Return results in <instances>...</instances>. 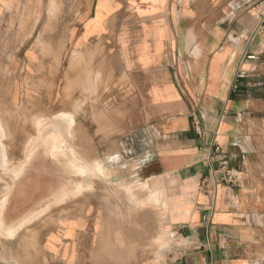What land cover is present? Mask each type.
I'll use <instances>...</instances> for the list:
<instances>
[{"label":"crops","instance_id":"1","mask_svg":"<svg viewBox=\"0 0 264 264\" xmlns=\"http://www.w3.org/2000/svg\"><path fill=\"white\" fill-rule=\"evenodd\" d=\"M261 1L0 0V104L9 92L13 106L20 104L22 71L60 70L62 87L83 78L92 97L71 100L75 110L67 113L104 159L128 165V175L100 181L127 182L128 198L142 203L156 195V207L141 211L139 244L128 207L121 262L264 264V29L257 30L254 8ZM81 102L92 105L79 110ZM2 121L8 156L19 145L4 136L20 140L21 132ZM221 168L231 181H219ZM23 178L0 223V264L112 261V233L102 236L105 225L78 207L47 220L39 241L31 232L22 238V228L8 235L32 207L35 183L43 184L42 196L69 181ZM155 238L157 247L167 239V249L133 253Z\"/></svg>","mask_w":264,"mask_h":264},{"label":"rangeland","instance_id":"2","mask_svg":"<svg viewBox=\"0 0 264 264\" xmlns=\"http://www.w3.org/2000/svg\"><path fill=\"white\" fill-rule=\"evenodd\" d=\"M61 73L60 70L52 72L22 71L19 88L20 104L13 106L10 99L11 92L7 94L8 100L4 104H0V117L2 116L3 118L2 124L5 130L8 128L10 132V128L15 126L19 127L21 132L20 140L17 139L16 135L14 136L10 133L4 136L3 142L5 144L19 145L18 151H8L10 159H8L4 145L1 142L3 135L0 134V146L4 149L2 152L0 148V168L3 169V172L0 170V195L3 194L0 197V223L2 224V221L5 220L4 218L7 217L6 209L9 205L10 195L20 178L37 175L38 180L46 175L53 180H59L61 175H65L69 180L67 185L55 182L53 183L54 187L52 186L50 191L42 196L38 195V192L43 190V184L35 183L34 190H37V197L34 198L32 207L27 209L23 217L16 221L14 228L8 227L6 233L12 235L13 230L15 233L16 230L22 228V238L23 235L27 237L31 232V234H36L37 241H39L42 231H45L47 220L59 219L62 215L71 216L76 213V208L78 207L80 210L84 209L85 214L88 213L91 219L96 217L100 224L105 225L103 226L102 236L104 235L107 238L106 233H112L113 242L117 243V245L109 248L108 254L112 261L108 264H128L121 262L125 258L124 252L128 251V247H125V243L128 242V207L132 210L133 237L136 240V244H139L144 232L140 230L141 227L138 225L146 221V216L141 214V211L148 206L149 208L156 207L155 202L152 201L157 200L156 195H151L153 199L144 200V203H142L138 196L136 199L128 198L127 182L100 181L109 179L114 175L121 178L128 175V165L124 161L112 165L108 156H105L104 159L100 152L84 141V130L76 121L74 122L73 113L67 112L75 110V108L73 109L75 103L71 100L75 101L77 98L84 97L88 99V97H92V94L87 92L89 87H84L85 81L83 78L80 82L76 79L66 80L64 87H62L60 81ZM65 75L67 77L66 71ZM91 81V79L88 80L90 84H92ZM79 105V110H82L83 105L91 106L92 104L91 102H81ZM85 122L87 126L91 124L90 119H85ZM55 152L56 155L53 154ZM59 152L62 155L59 156ZM25 155H28V158ZM19 164L23 165L19 166ZM8 178L10 183L5 184L4 181ZM73 179H75L74 182L72 181ZM89 179L91 180L90 182H88ZM60 185L62 187L61 190H59ZM86 185L87 188L85 187ZM132 190L140 191L141 189L133 188ZM148 218L151 221V215ZM155 240L157 241L156 238L152 242L150 240L146 248L134 246L133 253L136 254L141 251L150 253L157 251L159 248L167 249L169 242L167 239L164 242V246L160 247L155 245Z\"/></svg>","mask_w":264,"mask_h":264},{"label":"built area","instance_id":"3","mask_svg":"<svg viewBox=\"0 0 264 264\" xmlns=\"http://www.w3.org/2000/svg\"><path fill=\"white\" fill-rule=\"evenodd\" d=\"M255 16L257 18L258 21V26H257V30H263L264 29V0L259 2L255 7ZM246 59L248 60H253L255 59V56L253 55H248L246 57ZM243 73L238 74V76L236 77L235 83L232 86V90H236L237 89V81L243 77ZM192 128L193 130L198 134V135H202L203 132L201 131L200 128V123H199V119L197 118V116H193L192 117ZM221 174L219 177V181L222 182H229L230 180V175H229V171L224 170V168L220 169Z\"/></svg>","mask_w":264,"mask_h":264},{"label":"bare ground","instance_id":"4","mask_svg":"<svg viewBox=\"0 0 264 264\" xmlns=\"http://www.w3.org/2000/svg\"><path fill=\"white\" fill-rule=\"evenodd\" d=\"M45 135H46V134H45ZM45 139H46V138H45ZM36 147H37V146H36ZM36 147H35V148H36ZM0 148H1V146H0ZM2 148H3V147H2ZM2 148H1V149H2ZM32 150H33V149H32ZM32 150H31V151H32ZM55 150H56V149H55ZM59 150H60V149H59ZM1 151L3 152L4 149H2ZM35 151H36V150H35ZM44 152H45V151H44ZM62 152H63V151H62ZM31 153H33V152H31ZM60 153H61V152H59V156L62 155V153H61V154H60ZM28 154H29V153H28ZM33 154H35V153H33ZM53 154L56 155V152L53 153ZM57 154H58V153H57ZM2 155H3V154H2ZM6 155H7V154H6ZM0 156H1V155H0ZM4 156H5V155H4ZM25 156H26V155H25ZM27 156H28V155H27ZM27 156H26V158H28ZM34 156H35V155H34ZM34 156H32V157H34ZM63 156H64V155H63ZM5 157H6V156H5ZM5 157H4V158H5ZM7 157H8V156H7ZM57 157H58V156H57ZM2 158H3V156H2ZM29 158H30V154H29ZM8 159H9V158H8ZM8 159H6V160L8 161ZM23 160H24V159H23ZM93 162H94V161H93ZM1 163H2V162H1ZM7 163H8V162H7ZM26 163H28V162L26 161ZM95 163H96V162H95ZM65 164H66V162H65ZM91 164H92V163H91ZM93 164H94V163H93ZM22 165H23V164H22ZM22 165H21V166H22ZM1 166H2V165H1ZM68 166H69V165H68ZM80 166H81V164H80ZM82 166H83V165H82ZM95 167H96V166H95ZM97 167H98V168H101L100 166H97ZM2 168H3V167H2ZM24 168H25V167H24ZM98 168H97V169H98ZM5 169H6V167H5ZM15 169H16V168H15ZM18 169H19V168H18ZM20 169H21V168H20ZM22 170H23V169H22ZM74 170H75V169H74ZM76 170H77V169H76ZM78 170H79V169H78ZM19 171H20V170H19ZM85 171H86V169H85ZM42 172H43V171H42ZM74 172H75V171H74ZM87 172H88V171H87ZM7 173H8V171H7ZM16 173H17V172H16ZM4 174H5V172H4ZM12 174H13V173H12ZM41 174H42V173H41ZM55 174H56V173H55ZM21 175H22V174H21ZM39 175H40V174H39ZM93 175H94V174H93ZM14 176H16V175H14ZM36 176H37V175H36ZM88 176H89V175H88ZM11 177H12V176H11ZM40 177H41V176H40ZM15 179H16V178H15ZM17 179H18V177H17ZM86 179H87V178H86ZM32 181H33V180H32ZM87 181H88V180H87ZM87 181H86V182H87ZM90 181H91V180L89 179L88 182H90ZM13 183H14V182H13ZM75 183H76V182H75ZM62 185H63V184H62ZM66 185H67V184H66ZM89 185H90V184H89ZM14 186H15V185H14ZM34 186H35V184H34ZM76 186H77V183H76ZM85 187L87 188V185H86ZM19 188H20V187H19ZM35 188H36V187H35ZM59 188H60L59 190L62 189L61 185H60ZM63 188H64V187H63ZM86 188H84V189H86ZM20 189H21V188H20ZM68 189H69V188H68ZM70 189H71V188H70ZM81 189H82V188H81ZM21 190H22V189H21ZM75 190H76V188H75ZM36 191H37V190H36ZM68 191H69V190H68ZM70 191H71V190H70ZM76 192H78V191H76ZM74 193H75V192H74ZM60 194H61V193H60ZM66 194H67V193H66ZM68 194H69V193H68ZM38 195H39V194H38ZM62 195H63V194H62ZM71 195H73V194H71ZM74 195H76V194H74ZM60 197H61V196H60ZM66 197H67V196H66ZM61 199H62V198H61ZM57 200H58V199H57ZM60 202H61V201H60ZM53 203H54V202H53ZM56 204H57V202H56ZM51 205H52V204H51ZM44 207H45V206H44ZM39 210H40V209H39ZM41 211H42V210H41ZM13 212H14V211H13ZM61 212H62V211H61ZM74 212H75V211H74ZM10 213H11V212H10ZM42 213H43V212H42ZM24 214H25V213H24ZM24 214L21 213V215L19 216V218L15 219V221H18L20 218H22ZM35 214H37V213H35ZM31 215H32V214H31ZM32 217H33V216H32ZM32 217H31V218H32ZM142 218H143V217H142ZM32 219H33V218H32ZM143 220H144V219H143ZM3 223H4V221H2V224H3ZM9 227H10V226H9ZM15 227H16V226H15ZM143 227H144V226H143ZM17 228H18V227H17ZM107 256H109V255H107Z\"/></svg>","mask_w":264,"mask_h":264}]
</instances>
